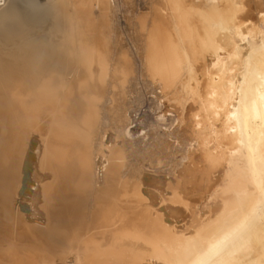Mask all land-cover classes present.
Here are the masks:
<instances>
[{
    "label": "bare ground",
    "instance_id": "bare-ground-1",
    "mask_svg": "<svg viewBox=\"0 0 264 264\" xmlns=\"http://www.w3.org/2000/svg\"><path fill=\"white\" fill-rule=\"evenodd\" d=\"M154 1L134 63L108 0H0V264H264V0ZM137 66L173 189L162 147L127 165Z\"/></svg>",
    "mask_w": 264,
    "mask_h": 264
},
{
    "label": "rangeland",
    "instance_id": "rangeland-1",
    "mask_svg": "<svg viewBox=\"0 0 264 264\" xmlns=\"http://www.w3.org/2000/svg\"><path fill=\"white\" fill-rule=\"evenodd\" d=\"M152 1H154V0H108L109 5H110L109 7L111 10V11H109L110 13L108 16V20H109L108 22H109L110 30L113 31V34L110 33L113 38L111 36H108L109 41L111 40V42L112 41L114 42L115 40H117L119 42V44L121 43V45L126 49L128 55L131 58L133 57V59L135 61L137 60V62L133 61L134 63H138V59H137L138 56L137 55L135 56V54H137L136 53L137 52L136 46L138 43V41H137L138 40L137 39L138 38V33H137L138 28L136 27L137 25H135V23L137 22L136 19H137V17L142 16L143 14H144V18H146V20L151 19V9L156 8V4L159 3L156 1H154V2H152ZM138 14H139V16H138ZM162 14H163V16H166L165 13H162ZM131 25H132V27H131ZM133 25H135V27ZM135 29H137L136 33H134ZM129 30H130V32H129ZM111 31H109V32H111ZM103 34L106 36L108 33L106 34L105 32H103ZM133 34H135V36H137V37H135ZM110 38H112L114 40H112ZM133 42L135 43V45H133L134 44ZM113 45H116V44L112 43V47H111L112 50L113 49L116 50L113 47ZM135 70L137 72H135V74L133 73V75L131 76L133 78L130 79L131 83H130V85H128V87L130 88L129 89L130 91L127 92V88H126V95H128V93H130V95L127 98L124 97V99L126 101L122 102L121 103L122 105L120 106V108L121 107L123 108V106L125 107L124 111L131 118L130 121L132 123L130 126V136H133L132 137L133 139L132 138H130V139L133 141L129 140L128 142L130 144L128 143V146L131 145L132 146L131 148H133V149H131L130 146L128 147V149H131L134 153H132L131 150L127 151L129 154L128 156L131 155V157L127 158L129 160V162L131 161L130 163L128 162L127 165L128 164L130 165L133 161H136V160H134L135 157H136V159L139 158L137 151H134L136 146L139 145V147H136V149H137V148L144 147V145H146V147H144V148L150 147L149 152L150 151L156 152L157 148L161 149V147H162V150L164 153L163 154L164 159L162 160V164L160 167L161 169L159 171H156L155 169L153 171L149 170V172L153 173L154 171H156V172L161 171L160 172V173H162L161 176L165 179V181H167V182L171 181V184L174 185L175 181L172 179H173V177H175V175L172 174V170H173V168L177 167V165H178V163H180L181 159H182L181 160L182 163L185 162L184 161L185 160V153L184 152H185V147H186V143H187V135H186L187 128L184 125L179 127V125L176 123V120H177V119H175L176 116L174 113H172L173 110L170 108L166 109V111H168V112H166V115H170V117L169 116L165 117L164 121L158 122L157 113L160 110L161 105H159L158 101L155 99L156 96L154 95V93H157L159 91L157 89L158 87L151 85L150 83H148V80L146 79V77L141 76V71H140L141 69L138 66L135 68ZM143 84H144V86H143ZM133 91H135V92H133ZM119 102H120V100H119ZM155 109H157V110L155 111ZM161 109L163 110V108H161ZM157 123H159V126H157ZM158 132H159V134H157ZM143 134L145 136H142ZM160 134H162V135L160 136ZM139 136H140V138H139ZM135 138H137V139H135ZM141 138H145V139L141 140ZM158 138L161 140H158ZM176 138H177V140L175 141ZM138 142H140V143H138ZM158 142H160V143H158ZM132 143H135L134 144L135 147L133 146ZM165 145H168L169 148L166 149ZM141 150H143V148ZM135 153H137V154L135 155ZM182 154H184V155H182ZM133 155H135V156H133ZM132 156H133V158H132ZM182 157H184V158H182ZM130 158H132L133 161H132V159L130 160ZM127 159H126V161H128ZM154 159L152 158L151 160L154 161ZM134 163L135 162H133L132 164L134 165ZM125 165H126V162H125ZM128 171H129V168H128ZM174 187H175V185L171 186L172 189ZM172 189H170V190H172ZM166 190H167V187H166ZM167 191H168L167 195L170 197L171 193L169 192V189ZM26 199H27V197L23 196V199L21 201V206H24ZM202 211L204 213L205 209ZM181 224H184V222H182ZM67 264H69V262Z\"/></svg>",
    "mask_w": 264,
    "mask_h": 264
}]
</instances>
